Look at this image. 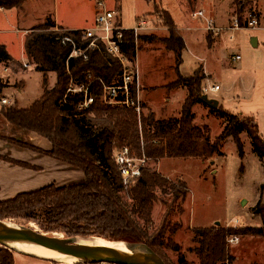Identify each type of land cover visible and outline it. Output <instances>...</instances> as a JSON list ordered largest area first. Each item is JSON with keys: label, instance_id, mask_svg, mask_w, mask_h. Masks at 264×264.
<instances>
[{"label": "trees", "instance_id": "trees-1", "mask_svg": "<svg viewBox=\"0 0 264 264\" xmlns=\"http://www.w3.org/2000/svg\"><path fill=\"white\" fill-rule=\"evenodd\" d=\"M25 1L0 0V9H22ZM251 1L234 0L233 15L240 28H248L250 18H255L259 24L260 14L252 13ZM248 6L251 13L245 19L244 12ZM161 15L168 35L136 36L134 30L127 29L124 31L127 44L122 48L132 61L145 45L160 44L165 52L172 54L176 78L165 86L157 87V90H165L169 96L185 89L187 95L180 115L168 118L159 117L152 110L147 115L142 113L139 118L134 109L106 102L103 85H111L118 79L122 65L98 49L88 50L87 61L83 57L68 60L72 47L56 38L69 35L84 48L89 41H82L79 31H56L49 16L41 28H34L26 36L25 53L29 63L34 64L35 70L42 74L43 94L28 108H21L17 101L10 106H0V126L7 131L16 129L38 135L49 144L42 154L81 171L83 181L67 186L51 184L0 200V220H21L25 226L35 223L41 232L50 236L61 235L66 239L100 238L109 242L137 244L158 255L166 264H172L167 256V251H171L178 254L179 264H189L186 253L173 239L179 227L171 226L168 216L170 204L175 203V199L186 200L190 190L185 183H175L164 177L156 165L164 159L212 160L222 155L221 146L228 138H233L243 159L241 136L245 132L250 136L254 153L264 164V138L256 118L229 113L222 106L209 108L212 114L227 119L222 133L214 140L208 125L195 124L193 108L203 104L201 97L204 95L206 75L202 67L190 76L181 73L185 42L170 13L162 11ZM100 49L103 50L101 46ZM12 62L14 60L6 48L0 45V64ZM50 73L56 75L52 88L49 87ZM72 81L88 88V97L94 100L88 109L80 106L85 101L84 93H68ZM8 87V81L0 78V100L5 99L4 92ZM143 107L147 108L144 102ZM0 138L7 137L0 134ZM124 147L129 148L135 158L144 157L155 165H145L141 176L128 189L122 185L115 162V152ZM3 160L33 168L27 163ZM261 189L255 211L261 217L262 226L192 228V246L187 252L194 255L199 264H234L229 239L264 237V183ZM158 192L170 195L172 200H162L168 208L162 224L155 227L153 210ZM16 255L21 254L0 244V264H16Z\"/></svg>", "mask_w": 264, "mask_h": 264}, {"label": "rangeland", "instance_id": "rangeland-1", "mask_svg": "<svg viewBox=\"0 0 264 264\" xmlns=\"http://www.w3.org/2000/svg\"><path fill=\"white\" fill-rule=\"evenodd\" d=\"M101 1L105 2L111 10L118 12L120 25L125 29H133L139 27L141 22H146V29L139 31L141 35L156 34L160 37L168 35V28L163 23L162 11L169 12L180 27L184 25L198 26L200 24L204 27L205 24L202 35L203 46H199L197 37H193L191 47L188 46L184 53V65L180 69L181 72L190 76L196 69L200 68V65H204V68L208 69L212 75L206 85L207 88L210 89L211 86L217 84L221 89L216 93L209 91L206 95L211 100H223L224 98L225 101H222V106L229 113L238 114L241 112L240 109H237L239 106L248 109L253 104L246 100L249 97L240 93L238 82L242 77L251 75L254 79L252 91L255 90V94L260 90L258 85L260 77L264 74V27L260 28V25H256L255 27L229 29L236 19L233 15L234 0ZM254 1H258V4L256 9L252 7V13L259 15L260 10L258 11V9H261L259 21L261 20V25L264 26V0H252L251 4ZM98 2L99 0H44L40 2L41 6H26L20 9V13L26 16L23 27L29 28V21L37 20L40 13L47 10L48 16L51 18L56 14L63 20H71L81 24L80 28L84 29L93 24L95 17L93 19L91 16H96ZM156 8L159 11L157 13ZM201 10L205 12L208 19L214 20L216 27L223 29L221 33L214 34V32L208 31L206 21L194 17V14ZM250 13L248 6L244 12L245 19ZM215 16L221 20H216ZM43 24L44 21H41L33 28L39 29ZM179 32L183 37V33ZM219 36H221L220 46L217 50L209 52L206 43L218 41ZM252 38L259 40L261 46L254 47ZM16 52L20 57V47ZM235 56H240L241 60L235 61ZM23 62L27 63L28 66L30 64L27 56H23ZM24 63L21 67L13 65L18 76L11 73L10 77L7 78L10 86L4 95L9 100V104L1 105L0 100V106L13 105L18 99L20 102L18 105L21 108H28L33 101L39 98L42 91V74L35 70L34 64L31 63L30 67H25ZM136 64H138L140 72L142 102L147 106L143 113L147 115L148 111L152 110L163 118L179 116L187 91L180 89L168 96L165 90H157V87L165 86L176 78L172 54L165 52L160 44L145 45L143 50L138 51ZM49 78V87L52 88L56 83V75L50 73ZM230 86L234 87L233 93L227 96L226 90ZM169 97H171L170 101ZM244 109L242 112H245V115L249 114ZM251 112L259 122L260 131L264 138V99ZM193 113L195 114L196 125H208L210 127L212 140L222 133L227 123L226 118L212 114L205 105H196L193 108ZM27 133L30 132H22L16 129L7 131L5 127L0 126V134L8 138H0V141L15 150L16 154L19 152L42 154L43 151H47L48 147L43 146V142L40 140L42 138L36 140L34 136L28 137ZM241 139L244 146L243 159L239 156L233 138H228L221 146L222 155L216 156L212 160L164 159L156 165V169L164 177L175 183L183 182L189 187L190 192L186 200L175 199V203L170 204L171 210L168 216L170 225L179 227L173 239L186 253L189 264H199L198 259L187 252L188 248L192 246V228L211 226L257 228L262 226L261 217L256 213L255 206L262 194L264 167L260 158L253 151L252 141L248 133H243ZM1 152L14 157V159L0 155L2 157L0 160L5 158L17 161L15 158L18 160L21 158L18 154L17 156L11 155L9 149L7 151L1 150ZM145 165L155 166L149 161ZM79 175L78 181H65L64 186L82 182L83 176L81 173ZM162 200L171 201L172 197L158 192V201L153 210L155 227L162 224L168 208ZM13 222L20 225L25 223L21 220ZM30 226L38 228L35 223ZM231 240L232 242H230ZM228 244L231 254L235 258L234 264H264V237H233L229 239ZM23 255H16V264H53ZM167 256L172 264H179L177 253L167 251Z\"/></svg>", "mask_w": 264, "mask_h": 264}, {"label": "crops", "instance_id": "crops-1", "mask_svg": "<svg viewBox=\"0 0 264 264\" xmlns=\"http://www.w3.org/2000/svg\"><path fill=\"white\" fill-rule=\"evenodd\" d=\"M43 1L44 0H26L24 7H26V6L33 7V6H37V5L41 6L40 2H43ZM257 4H258V1H254V2H252V4H250V7H253L256 9ZM258 11L260 12V14L262 13L260 8L258 9ZM20 12H21L20 9H15V8L11 9V10L0 9V45L4 46L6 48L7 52L9 53V55L14 60V62L9 63L7 65L0 64V78L4 79L6 81H8L7 78L10 77L11 73H14L16 76H18V73L15 71L14 66H16V67L20 66L21 67L22 63H24L23 62V56H27L25 53V49H24L26 36L34 29L33 27L37 23H39L41 21L45 22V20L49 17L47 10H45L43 13L42 12L40 13L37 20L29 21L30 26H29V28H27V27H23V25L25 24L26 16H23V14H21ZM91 17H93V19H94V17H96V16L93 15ZM209 17H210V15H209ZM215 17L217 18L216 20H218V21L221 20L218 16H215ZM52 20L54 21V25H55L54 28L55 29L62 28V29L71 30V31L83 29V28H80L81 24H78V23L71 21V20H63L56 14L54 15V17H52ZM209 20L213 21V23H214V20L212 18L211 19L209 18ZM261 22L262 21L260 20L259 24H258V25H260V28L264 27L261 25ZM20 23H21L22 27H21ZM176 26L178 27V30L183 33V40H184L185 45H186V49H185L184 53L187 51L188 46L191 47L193 37H197L199 46H201V47L203 46L202 35L204 34L205 24H204V27L202 26V24H200L198 26H188V25L185 26L184 25L181 27L178 26V24H177ZM206 40H207V38H206ZM207 43H206L207 50H209V52L212 50L215 51L220 46L221 36H219L218 41H214V42L208 41ZM260 46H261L260 42H259V40H257V47H260ZM19 47H20V51H21L20 57L16 52V51H18ZM184 53H183L182 65H184ZM24 64H27V63H24ZM182 65L180 66V69H181ZM200 67H202L204 74L206 75V79L203 82V91H204V89H207V92H209V91H212L211 90L212 87H214V86L219 87V85L215 84L214 86H211L210 89L207 88L206 85L210 81V79L212 78V75L210 74L208 69L206 70L204 68V65H200ZM185 76H187V75H185ZM253 81H254V79H252V76L249 75L246 77H242V79H240V81L238 82L240 93L249 97V99L246 98V100H249L253 103L249 106L248 109H244V107L242 108V106H239V108H237V109H240L241 112H239L238 115H242L245 117H254L252 114L253 112H251L252 109H255V107L257 105H260V102L264 99V74L260 77V82L258 85L260 90L258 92H256L255 94H254L255 90L252 91ZM144 82H145V80H144ZM8 83H9V81H8ZM233 88L234 87L230 86L226 90L227 96H230L233 93L232 92ZM220 90L221 89L219 88L218 91H220ZM207 92H205L204 95H206ZM216 92L217 91H212V93H216ZM42 94H43V88H42V91L40 93L39 98L42 96ZM39 98H37V99H39ZM170 98L171 97H169V101L171 100ZM5 99H7V98L5 97ZM209 100H211V99L209 98ZM217 100L218 99H216V101ZM15 101H17L18 104L20 105V102L18 99H16ZM222 101L224 102L225 99L223 98V100H218L219 106H222ZM198 105H205V104L203 103V104H198ZM262 106H263V104H262ZM243 109L248 111L249 114L245 115V112H242ZM27 134L26 135L28 137L34 136L36 138V140L40 139V137H38L36 134L35 135L33 133H27ZM40 140L43 142V144H42L43 146H47L49 148V144L45 140H42V139H40ZM7 148L10 150L11 155L17 156V154H18V156L21 157V158H19V160H18V158H15V160L21 161L23 163H27L30 166H32L33 168L21 167V166L13 165V164L7 163L6 161L0 160V196H1L0 199L1 200L11 199L20 193L38 190L40 188H43V187L51 185V184H55L57 186H64L65 181H71V182L78 181L79 177H80L79 173H81L83 176V173L81 171L74 170V169L70 168L69 166L65 165L64 163L57 161L51 157L45 156L43 154L20 153V152L16 154L15 150H12L11 147L6 145L4 142L0 141V155L5 156V157L9 156V158L14 159V157L1 152V150L7 151L8 150ZM12 152H14V153H12ZM261 164L264 167L263 162H261Z\"/></svg>", "mask_w": 264, "mask_h": 264}, {"label": "built area", "instance_id": "built-area-1", "mask_svg": "<svg viewBox=\"0 0 264 264\" xmlns=\"http://www.w3.org/2000/svg\"><path fill=\"white\" fill-rule=\"evenodd\" d=\"M96 9L97 14L90 27L82 30H74L76 32L79 31L78 33L81 34L82 41H89L87 46L84 48L81 47L79 42L69 35L59 36L56 39L72 47V52L68 60L83 57L84 60L87 61V52L89 49H98L102 54L117 59L122 65V73L113 84L103 85L104 100L112 105H120L134 109L139 118H141L144 107L141 98L140 72L138 64H136L137 57L135 61L130 60L122 48L127 44L124 38V31L127 29L120 25L118 12L108 8L105 2L99 0ZM194 17L197 19H204L206 21L207 30L214 32V34H219L223 31V29L216 27L215 24L206 17L205 12L202 10L196 12ZM256 25H258L257 20L255 18H250L248 27H255ZM237 28H240L239 22L235 19L233 26L229 29ZM145 29L146 22H141L139 27L133 28L132 30H134L135 35L138 36L140 34L139 31ZM56 31L69 33L70 30L57 29ZM100 46L103 50L100 49ZM234 60H240V56L234 57ZM25 67H30V64L29 66L25 64ZM211 90L218 91L219 87L214 86ZM205 92H207V89H204V93ZM68 93H84L85 101L80 105L82 109H88L94 101L92 97H88V88L84 84H76L72 81ZM7 104H9V100H1V105ZM115 162L122 185L124 189H128L141 176L142 168L145 166L147 159L144 157L135 158L131 155L130 149L124 147L115 152ZM230 242H232V240Z\"/></svg>", "mask_w": 264, "mask_h": 264}, {"label": "water", "instance_id": "water-1", "mask_svg": "<svg viewBox=\"0 0 264 264\" xmlns=\"http://www.w3.org/2000/svg\"><path fill=\"white\" fill-rule=\"evenodd\" d=\"M252 45L257 47V39H252ZM201 99L210 109L219 107L218 101L209 100L207 95H203ZM77 238L66 239L59 235L50 236L33 226L0 220V244L10 248H12L11 245L41 247L63 257L75 259L82 264H166L162 258L144 246L141 247L147 251V255L138 256L117 246L106 248L81 246L75 242Z\"/></svg>", "mask_w": 264, "mask_h": 264}, {"label": "bare ground", "instance_id": "bare-ground-1", "mask_svg": "<svg viewBox=\"0 0 264 264\" xmlns=\"http://www.w3.org/2000/svg\"><path fill=\"white\" fill-rule=\"evenodd\" d=\"M75 242L81 246H88L92 248H106L110 246H117V247L129 250L130 252L138 256L147 255V251L143 247L137 244L109 242V241H105L100 238L85 239V238H80V237H78L75 240ZM11 247L20 254L29 255L34 258H38L42 260H48V261H53V262L63 263V264L78 263V261L75 259L63 257L62 255L45 250L41 247L28 246V245H11Z\"/></svg>", "mask_w": 264, "mask_h": 264}]
</instances>
